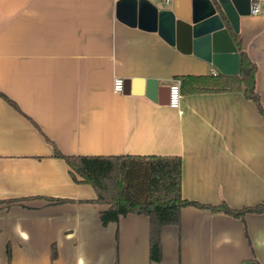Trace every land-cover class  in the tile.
I'll list each match as a JSON object with an SVG mask.
<instances>
[{
	"label": "crops",
	"instance_id": "1",
	"mask_svg": "<svg viewBox=\"0 0 264 264\" xmlns=\"http://www.w3.org/2000/svg\"><path fill=\"white\" fill-rule=\"evenodd\" d=\"M119 1L0 0V201L21 200L0 203V264H9L8 245L11 264H264V214L243 221L194 206L163 227L162 260L152 262L149 218L104 225L108 206L80 202L95 198L94 188L53 156L46 137L71 155L180 156L185 198L234 208L264 201V118L242 91L182 92L183 113L114 91L116 77L166 87L183 75L220 73L119 19ZM150 1L190 19L193 0ZM239 35L264 106V2L258 15H241Z\"/></svg>",
	"mask_w": 264,
	"mask_h": 264
},
{
	"label": "trees",
	"instance_id": "2",
	"mask_svg": "<svg viewBox=\"0 0 264 264\" xmlns=\"http://www.w3.org/2000/svg\"><path fill=\"white\" fill-rule=\"evenodd\" d=\"M217 3V2H216ZM228 29L240 54V72L238 75H183L182 92L220 93L242 91L253 101L264 118V106L256 89L257 65L243 48L239 33L235 32L228 20ZM17 110L22 112L16 102L2 93ZM38 127V125L34 122ZM53 156L64 159L69 166L70 175L78 184H88L96 192V197L80 202L107 205L100 212L104 225L119 222L131 214L144 215L150 221V260L160 262L163 256L162 229L167 225H179L182 209L194 206L208 209L212 213H222L245 221L248 214H264V201L242 208L231 207L226 201L219 204L201 203L187 199L182 193L183 161L173 155H71L63 153L51 139ZM52 204L76 202L74 199L47 198ZM21 201L8 199L0 201L8 205ZM118 240V233L116 234ZM9 264L12 263L11 245L7 247ZM58 258L57 244L51 245V259Z\"/></svg>",
	"mask_w": 264,
	"mask_h": 264
},
{
	"label": "water",
	"instance_id": "3",
	"mask_svg": "<svg viewBox=\"0 0 264 264\" xmlns=\"http://www.w3.org/2000/svg\"><path fill=\"white\" fill-rule=\"evenodd\" d=\"M193 0L189 20L177 18L171 9L160 8L150 0H120L118 18L142 30L158 32L184 54L210 61L224 75H238L240 54L227 27L228 20L240 32L241 15L251 14V0ZM170 86L160 87L156 79L125 81L124 93L146 94L152 100L169 103ZM166 99L162 101L163 94Z\"/></svg>",
	"mask_w": 264,
	"mask_h": 264
},
{
	"label": "built area",
	"instance_id": "4",
	"mask_svg": "<svg viewBox=\"0 0 264 264\" xmlns=\"http://www.w3.org/2000/svg\"><path fill=\"white\" fill-rule=\"evenodd\" d=\"M264 0H252L251 14L258 15L262 12V4ZM219 72L214 71L213 74L217 75ZM125 80L122 77H116L114 80V91L116 93L124 92ZM182 87L181 80H176L170 85L169 90V106L177 109L180 113H183L182 109Z\"/></svg>",
	"mask_w": 264,
	"mask_h": 264
}]
</instances>
